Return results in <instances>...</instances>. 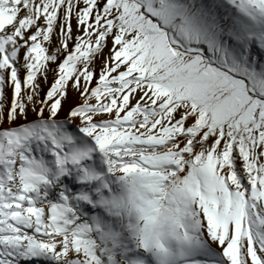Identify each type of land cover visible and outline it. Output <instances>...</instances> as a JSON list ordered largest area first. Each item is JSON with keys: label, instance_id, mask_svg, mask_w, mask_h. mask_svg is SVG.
<instances>
[{"label": "snow or ice", "instance_id": "obj_1", "mask_svg": "<svg viewBox=\"0 0 264 264\" xmlns=\"http://www.w3.org/2000/svg\"><path fill=\"white\" fill-rule=\"evenodd\" d=\"M0 264H264V0H0Z\"/></svg>", "mask_w": 264, "mask_h": 264}]
</instances>
